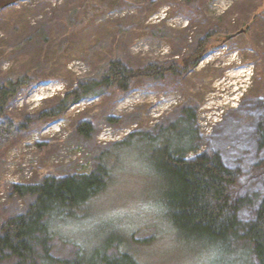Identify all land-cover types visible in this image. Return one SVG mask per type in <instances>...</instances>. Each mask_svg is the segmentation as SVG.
Returning a JSON list of instances; mask_svg holds the SVG:
<instances>
[{"label":"rangeland","instance_id":"rangeland-1","mask_svg":"<svg viewBox=\"0 0 264 264\" xmlns=\"http://www.w3.org/2000/svg\"><path fill=\"white\" fill-rule=\"evenodd\" d=\"M208 35L214 48L184 76L137 77L127 92L110 88L58 118L40 117L113 60L135 69L167 65ZM14 74L29 75L30 83L9 102L6 117L26 121V128L0 148V230L30 200L7 185L13 149L34 161L24 185L91 173L111 151L104 163L112 179L88 215L54 221L53 255L74 258L80 249L91 253L110 236L124 235L156 238L134 252L143 264H213L207 254L175 244L157 200L160 179L148 160L146 134L157 137L184 105L196 110L198 152L219 154L239 173L240 220L256 218L264 199V0H21L0 10V78ZM60 121V133L25 152V137ZM83 122L91 124L89 139L76 131Z\"/></svg>","mask_w":264,"mask_h":264},{"label":"trees","instance_id":"trees-1","mask_svg":"<svg viewBox=\"0 0 264 264\" xmlns=\"http://www.w3.org/2000/svg\"><path fill=\"white\" fill-rule=\"evenodd\" d=\"M212 47L214 44L208 35L196 37L181 61L176 58L167 65L149 63L135 69L121 60H113L100 75L80 81L63 101L41 113L40 117L58 118L73 104L93 99L110 88L127 92L132 80L137 77L160 79L168 74L184 76ZM29 83V75L14 74L0 78V148L26 128V121L18 124L8 119L6 109ZM195 120L194 107L184 105L174 123L162 129L157 137L148 134L143 137L150 145L148 160L160 179V197L157 200L164 210L163 217L172 228L174 242L192 248L200 255L207 254L213 264L215 260L221 264H264V199L252 222L240 220L239 211L245 200L235 196L239 173L227 167L219 154L198 152ZM76 131L86 139L93 133L89 122L81 123ZM160 136L162 140L156 144ZM262 136L264 138V131ZM192 151L199 154L189 158L188 154ZM110 152L102 154L97 168L91 173L46 177L37 184L16 186L15 193L29 198V205L23 213L3 221L0 262L143 264L134 252L153 245L155 237L135 240L133 236H110L91 253L80 249L74 258L67 259L53 255L52 242L56 237L52 230L54 221L88 215L90 203L108 188L112 173L104 162L110 157Z\"/></svg>","mask_w":264,"mask_h":264},{"label":"built area","instance_id":"built-area-1","mask_svg":"<svg viewBox=\"0 0 264 264\" xmlns=\"http://www.w3.org/2000/svg\"><path fill=\"white\" fill-rule=\"evenodd\" d=\"M62 123L63 121H60L52 126H49L48 128L44 129L41 132L30 133L27 137H25L24 146L28 148L25 149V152L27 153L32 148L35 147L37 148L38 143H40L44 139L48 137H55L56 134L61 132ZM130 131L131 129H126L125 130L126 135H128ZM102 138L104 137L99 136L100 143L102 142ZM20 152L21 150L13 149L12 153H10L11 156L9 157V161L7 163V169L10 170V174L6 179L9 188H14L17 185L22 184L24 180L30 179L34 173L33 172L34 166L31 165L34 162L32 161L33 159L32 155L31 154H27L26 156L23 155V158H21ZM82 166L87 168L90 167V164L83 163L82 161Z\"/></svg>","mask_w":264,"mask_h":264},{"label":"water","instance_id":"water-1","mask_svg":"<svg viewBox=\"0 0 264 264\" xmlns=\"http://www.w3.org/2000/svg\"><path fill=\"white\" fill-rule=\"evenodd\" d=\"M20 1L21 0H0V10L5 9V8H7L9 6H12V5H14V4H16V3L20 2ZM244 32H245V30L242 29V31L237 33V35H240V34H242Z\"/></svg>","mask_w":264,"mask_h":264}]
</instances>
